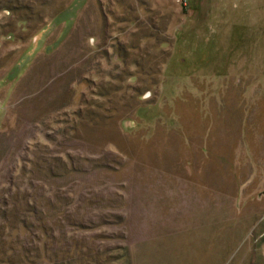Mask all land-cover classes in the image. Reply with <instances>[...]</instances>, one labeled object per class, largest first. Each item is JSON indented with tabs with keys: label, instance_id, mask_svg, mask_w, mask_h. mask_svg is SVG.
<instances>
[{
	"label": "rangeland",
	"instance_id": "1",
	"mask_svg": "<svg viewBox=\"0 0 264 264\" xmlns=\"http://www.w3.org/2000/svg\"><path fill=\"white\" fill-rule=\"evenodd\" d=\"M60 261L264 264V0H0V264Z\"/></svg>",
	"mask_w": 264,
	"mask_h": 264
},
{
	"label": "trees",
	"instance_id": "2",
	"mask_svg": "<svg viewBox=\"0 0 264 264\" xmlns=\"http://www.w3.org/2000/svg\"><path fill=\"white\" fill-rule=\"evenodd\" d=\"M185 6H187V4H185ZM133 75L131 74V77H132ZM31 202V201H30ZM32 203V202H31ZM66 215H68V216H66ZM65 215V217H63V215L61 216V218H59L58 220H60L62 223H63V225H67V224H69V225H71V227H76V228H91V227H96V226H99L101 223H108V221H106L105 220V217H101L102 219V221L101 222H99L98 220H97V218L95 217L94 219H90V220H85L84 218H80L79 216L77 217H75V218H73V219H70V216H71V214H66ZM65 219H69L68 220V222H66V223H64V220ZM43 226H42V236L43 237H45V236H48V237H50L51 235L52 236H55L54 234L56 233L55 232V230H56V227H52V226H50L49 224H42ZM50 230L53 232V233H50ZM50 233V234H49ZM40 239H41V241L43 240V238L42 237H40ZM44 243V251L45 252H47V253H49L48 252V250L49 251H51V247H49L48 246V243H45V242H43ZM39 245V246H38ZM33 246V248L32 247H28L27 249H31V250H36V247L38 246L39 248L40 247H42V245L41 244H37V245H35V244H33L32 245ZM23 255H21V257H22ZM59 262V261H58ZM65 261H60V263L61 264H69V263H64Z\"/></svg>",
	"mask_w": 264,
	"mask_h": 264
},
{
	"label": "clouds",
	"instance_id": "3",
	"mask_svg": "<svg viewBox=\"0 0 264 264\" xmlns=\"http://www.w3.org/2000/svg\"><path fill=\"white\" fill-rule=\"evenodd\" d=\"M89 43H94V40H93V39H90V40H89Z\"/></svg>",
	"mask_w": 264,
	"mask_h": 264
},
{
	"label": "built area",
	"instance_id": "4",
	"mask_svg": "<svg viewBox=\"0 0 264 264\" xmlns=\"http://www.w3.org/2000/svg\"><path fill=\"white\" fill-rule=\"evenodd\" d=\"M186 1V0H185Z\"/></svg>",
	"mask_w": 264,
	"mask_h": 264
}]
</instances>
